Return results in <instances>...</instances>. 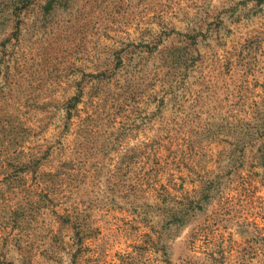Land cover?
Segmentation results:
<instances>
[{
    "label": "rangeland",
    "instance_id": "374dc122",
    "mask_svg": "<svg viewBox=\"0 0 264 264\" xmlns=\"http://www.w3.org/2000/svg\"><path fill=\"white\" fill-rule=\"evenodd\" d=\"M0 264H264V0H0Z\"/></svg>",
    "mask_w": 264,
    "mask_h": 264
}]
</instances>
